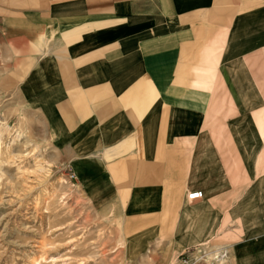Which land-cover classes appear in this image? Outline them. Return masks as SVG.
I'll return each instance as SVG.
<instances>
[{"label":"crops","instance_id":"1","mask_svg":"<svg viewBox=\"0 0 264 264\" xmlns=\"http://www.w3.org/2000/svg\"><path fill=\"white\" fill-rule=\"evenodd\" d=\"M0 92L123 238L264 264V0H0Z\"/></svg>","mask_w":264,"mask_h":264},{"label":"rangeland","instance_id":"2","mask_svg":"<svg viewBox=\"0 0 264 264\" xmlns=\"http://www.w3.org/2000/svg\"><path fill=\"white\" fill-rule=\"evenodd\" d=\"M40 123L0 92V264H228L220 239L170 255L123 238L120 219L90 204Z\"/></svg>","mask_w":264,"mask_h":264},{"label":"built area","instance_id":"3","mask_svg":"<svg viewBox=\"0 0 264 264\" xmlns=\"http://www.w3.org/2000/svg\"><path fill=\"white\" fill-rule=\"evenodd\" d=\"M72 180H74L73 175L70 177ZM203 197L202 191H192L186 195V199L190 202L199 200Z\"/></svg>","mask_w":264,"mask_h":264},{"label":"bare ground","instance_id":"4","mask_svg":"<svg viewBox=\"0 0 264 264\" xmlns=\"http://www.w3.org/2000/svg\"><path fill=\"white\" fill-rule=\"evenodd\" d=\"M17 136H18V135H16V137H17ZM199 257L202 258V251L199 252V254H198V259H200Z\"/></svg>","mask_w":264,"mask_h":264}]
</instances>
